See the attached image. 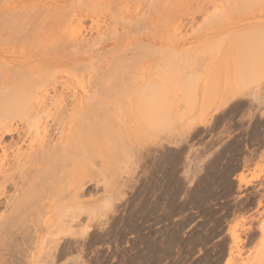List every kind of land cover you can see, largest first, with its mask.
I'll return each instance as SVG.
<instances>
[{"label": "rangeland", "instance_id": "rangeland-1", "mask_svg": "<svg viewBox=\"0 0 264 264\" xmlns=\"http://www.w3.org/2000/svg\"><path fill=\"white\" fill-rule=\"evenodd\" d=\"M149 3L0 0V25L9 32L0 26V50L10 48L12 57L26 56L28 37H40V31L25 35L33 15L42 12L36 6L45 8L38 18L67 10L68 16L61 15L71 21L66 17L58 32L80 34L89 43L82 48L88 52L80 50V58L67 65L74 71L66 69L57 84L68 104L74 92L88 103L85 118L50 122L72 133L69 148L82 144L85 151L77 157L67 149L65 160L41 163L26 185L16 189L6 182L0 188V264H264V0ZM18 6L35 7L37 15L28 9L31 18H24ZM12 7L28 18L22 20L25 30ZM106 32L134 40L127 45L128 63L115 58V41L100 45ZM7 35L25 43L12 44L16 36ZM142 42L152 48L140 47ZM46 52L45 58L74 57ZM150 62L159 70L150 71ZM156 72L164 76L160 92L127 86L139 84L137 78L153 81ZM88 74L97 77L95 88L86 84ZM95 89L103 103L92 123L88 94ZM12 137L4 141L24 147Z\"/></svg>", "mask_w": 264, "mask_h": 264}, {"label": "bare ground", "instance_id": "bare-ground-1", "mask_svg": "<svg viewBox=\"0 0 264 264\" xmlns=\"http://www.w3.org/2000/svg\"><path fill=\"white\" fill-rule=\"evenodd\" d=\"M126 1L127 0H125V2ZM147 1H149L150 3H153L154 2V0L153 1L152 0H147ZM167 1L170 3V0H167ZM167 1L166 0L165 1L163 0L162 1L161 0V2L162 3L164 2V4ZM147 3L148 2H146V4ZM150 3H149V5H151ZM166 5H167V3H166ZM188 5H190V3ZM52 6L53 5H51V7ZM153 6L156 7L157 5H155V3H154ZM18 7H12L11 8L12 12L15 13L17 11V8H18V11L21 9V10H23L25 12L23 13L20 10L21 12L18 13V11H17V13H18V15L21 14L22 16H24V18L25 17L31 18L30 17L31 14L29 16V13H27L28 9H30L31 12H35V14H36V10H35L36 8H37V13H39L38 11H42L43 12L42 9H45L43 7H42V9H40L41 7L39 8L37 6H36V8L34 7L35 9L33 7H31V6L30 7H26V8L24 6H21L22 8L20 6H18ZM162 7H163V5H162ZM54 8H56V7H54ZM189 8H190V6H189ZM194 8H195V6H194ZM68 9L70 10L71 8H68ZM30 10L28 12H30ZM114 10L115 9H113V12H114ZM46 11H49L50 12V10L47 9V8H46ZM65 11H67V10H65ZM65 11L63 10V12H65ZM150 11H152V10H150ZM1 12H3V11H1ZM42 12H40V14H38V15L36 14L37 17H34V15H33L34 13H32V15H33L32 19H31L32 21L30 20L31 22H29V24L30 23L31 24L26 28V31H25L26 34H25V32H22L23 29L21 31L22 34L24 33L26 35V37H27V34L28 33H30V34L35 33L36 34V32H39L40 31V37H38L39 36L38 35L39 33L36 34L37 37L34 34H33L34 36L31 35V36H33L35 38V40H34L33 37H31V36L28 37L30 39V41L34 40L32 42H29V39L26 40V38H25V40L28 41V43L25 44V47L22 46V44H24L25 41L23 40L24 43H22V41L18 39L21 42L22 48H25V50L27 51L26 56L24 55V56L12 57L11 56L12 55L11 53L13 52V50H11L8 47L5 48V49H3V51L0 50V59L3 61V63L0 62V65L3 66V68L0 69V150H1V153H0V188H3V186L5 185L6 182H11V184L13 186H15L14 188H16V189L19 188L20 184L21 185H26L28 183V181L30 180V178L32 176V173L38 169V166L41 163H44V162H46L48 160H51L55 156H56V158H54L55 160H57V158H62L63 160H65L67 158V155H66L67 149H70V151H72L71 153L75 154L77 157H80L84 153V151H85V147L82 144L75 145L73 147V149L71 147L69 148V145L66 142H67V138H69V136H71L72 133L71 132H66L65 133V128L64 127H62V129H60L58 127H52V124L50 122H52L53 124H57L59 122L66 123L67 121L64 122V120L69 119L70 120V123H73L76 120L85 118V115L86 114L83 112L85 114V115H83L82 111L84 110L85 106L87 107L86 104H88V103L85 104L83 102V99L80 96V94L78 96L74 92V94H72V97H71V103L68 104L67 103L68 101H67V98H66V94H65V92H63V89L57 94V91H58L57 90V84H59L58 83L59 77H61V76L64 77L66 71L69 70V69H67L68 68L67 65L70 64L73 61L78 60L80 58L79 52L82 53L81 51L84 50V49L82 50V48H84V46L86 47L87 44H89V43H87L86 40L82 39V41L84 40V42H86V44L84 43L85 44L84 45L83 42L80 39V34L79 35H76L73 32L60 33L61 30H63V28H62L63 24L65 23V21L67 23V18L70 17V16L67 17L68 16L67 13H69L68 11L65 13L67 15L66 16L67 18L66 17L64 18V16H62V15H65L63 12L59 13L60 15H58V13H53V11H52V13L54 15L51 12H50L51 14L45 12L44 13V17L38 18V17H40L42 15L41 14ZM17 13H15L16 14L15 17H18L17 16ZM22 13L23 14L26 13V14L23 15ZM8 14H10V12ZM8 14H7V16H8ZM47 14H49V15L47 16ZM142 15H140V16H142ZM22 16H20L21 19H19L21 22L24 19V18H22ZM45 16H46L47 19H48V17L51 16V18H50L51 21L53 20L52 22L53 23L55 22V23L54 24L53 23H50L51 21L49 19L47 20L45 18ZM60 16H62L63 18L60 19ZM137 16H134V17H137ZM140 16L137 17V18H140ZM1 17H0V19L2 20V18H4V17H2V18ZM20 17H18V18H20ZM74 17H75V15H74ZM146 17H147V15H146ZM36 18H37V20L39 22L36 20ZM148 18H145V19H148ZM27 19H24L23 21L25 22V20L27 21ZM16 20H18V19L16 18ZM19 20H18V22H19ZM130 20L132 21V19H130ZM130 20H129V23H131ZM139 20H140L139 22H137L136 20H135V22L138 23V24H141L143 20H141V18ZM70 21H71V19H70ZM124 21H128V19L127 20H124ZM1 23L2 22H0V24ZM3 23H2V25L5 24V23L4 24ZM111 24H113V23H111ZM145 24H142L143 25V28H144V25ZM2 25H0V26H1V28L3 27V29H4L5 26H2ZM14 25H15V27H17V31H15V32L18 33V26L16 24H14ZM22 25L24 26V30H25L26 23H25V25H24V23ZM128 25H130V24H128ZM128 25H127V27H128ZM142 25H141V27H142ZM130 26H132V25H130ZM19 28H20V26H19ZM150 28H151V26H150ZM5 29H4V33L7 32ZM59 30H60V32H58ZM152 31H154V30H152ZM57 32L59 34H61V35L60 36H59V34L57 35ZM7 33L9 34V32H7ZM108 33L109 32H106L105 33V35L107 34L106 37H105V39H102V41L99 40L100 45L101 46H104V45L109 44L110 41H112L113 43L115 41V43H118L119 44V47H118L119 49H118V52H117L115 58H117L118 62H120V63H122L123 61H124V63H128L127 61H125L126 60V56L128 54V51L130 50L127 45L129 43L134 44L132 42L134 40H132V38H130V36H128V35H119L120 37H117V36H115L116 34L113 33L114 36H115L114 37V36H112V35H110ZM6 34H5V36H6ZM98 34L101 35L103 33L101 32V33H98ZM127 34H129V33H127ZM13 35H14V33H13ZM13 35H11V36H13ZM25 35H24V37H25ZM11 36H10V38H11ZM15 36L14 37L16 38L15 39L16 41H14V42L12 41V44L15 43V42H17L16 44H19L20 42L17 40V35H15ZM56 36L57 37L59 36V37L57 38ZM102 36L104 37V35H102ZM102 36H101V38H102ZM14 37H12L11 39H13ZM55 37L57 39H55ZM8 39H6V40H8ZM145 39H147V37L145 35L144 36H141L139 38L140 41H144ZM9 41H10V39H9ZM151 41H153V40H151ZM5 42H8V41H5ZM10 42H8V43H10ZM80 42H82V43H80ZM136 43L138 44V42H136ZM142 43H143L142 44L143 46L141 44H139L140 47H142L144 49L146 47L148 49L149 48H152V44L148 47L147 46L148 44H146V46L144 45L146 42H142ZM81 44H82L83 47L81 46ZM91 44H92V41H91ZM156 44H157V42H154L153 48H156V46H155ZM94 45H95V43L93 42V47H94ZM135 46L137 47V45H134L132 47V49L133 48H136ZM174 47H176V46H174ZM91 48H92V45H91ZM157 48L156 49L159 52H161L160 51L161 48H160V50H159V46H157ZM90 49H89V52H90ZM164 49H167V48L165 47ZM45 50L46 51L50 50L51 53H55L57 51L58 52L59 51H64V52H68V53H73L74 54V57H72L71 56L72 54H70L69 57L71 56L72 58H68V59L65 60L64 58H62L60 56V53H59V55H54L52 57L45 58L44 55H47V52ZM84 51H86V50H84ZM133 51H135V50H133ZM144 51L145 50H143V53H144ZM16 52H18V51H16ZM19 52H22V50L20 49ZM34 52L36 54L41 55V58L35 60V58H36L35 57V58H33L34 59L33 60L32 57L35 55ZM86 52H88V51H86ZM98 52L99 51H96V53H98ZM103 52H104V49H103ZM105 52H106V50H105ZM145 52L147 53V50ZM130 53H132V52H130ZM155 53L158 55L157 51ZM90 54L94 55L95 52H94V54L93 53H90ZM111 54L112 53L110 52V57L113 56V55L111 56ZM147 54L149 56L150 52L147 53ZM19 55H20V53H19ZM95 55H98V54H95ZM14 56H15V54H14ZM90 57H91V55H90ZM93 58H94V56H93ZM119 59H120V61H119ZM155 60L156 59H154V62H155ZM110 61H112V60H110ZM88 62L89 63L86 62L85 64H87L89 66V64H91V63H90V61H88ZM106 62L108 63V61H106ZM154 62H152V63L159 68L160 61H159V64H158L157 61H156L157 63L155 62L156 64ZM94 63H97V62L94 61ZM94 63H93V65H94ZM152 63L150 62V65L147 64V67L154 66ZM87 65L85 67H87ZM125 65L128 66L127 64H124V65L121 64V67L122 66H125ZM157 67H155V70H156ZM41 68L44 69V70H41ZM127 68H125V69H127ZM142 68H140L141 71H144L143 69H145V68H143V69ZM88 69L91 71L90 67H87L86 68V70H88ZM125 69L123 71H126ZM149 69H150V67H149ZM70 70L74 71V68L73 69H70ZM93 70L94 69H92V71ZM95 70L97 71L96 68H95ZM147 71L148 70L145 69L144 72H147ZM150 71H151V69H150ZM110 72H111V70H110ZM158 72L160 73L161 71H158ZM90 74H93V73H90ZM97 74H98V72H97ZM97 74L94 73L93 76L95 77ZM106 74H108V73L106 72ZM143 75L145 76V74H143ZM143 75H140V76H143ZM155 75H152V76H154V78L156 77V79H154L153 81H149L148 82V80L146 79L147 80L146 82H145V80H144V82H142V80L139 81V79L137 78L136 81H138L139 84L137 82H134L133 83L132 81L131 82L133 84L129 83V85H128L127 84L128 82L126 84L130 88H133V87H134V89L137 88L136 90H139V91H142L144 89H150V90L152 89L154 91L160 92L161 91L160 88H164L163 87L164 86L163 85L164 82L162 80V78L164 76L161 77V74L159 76L157 74V72L155 73ZM91 76L92 75H89L88 74L87 79L85 78L86 81H87L86 84L88 83V86L95 88L97 86V83H96L97 81H94V80L97 77L94 78L93 76L92 77ZM92 78H94V80ZM127 79L129 80V77ZM128 80H126V81H128ZM98 82L101 83L100 80ZM60 84H63L64 85V84H66V81L65 80L63 82L61 81ZM113 84L111 85L112 87H113ZM120 84H118V85L122 86V83H120ZM114 85H115V87H118L117 84H114ZM127 86H126V88H128ZM123 87H125V86H123ZM36 88L39 89V91L36 92V93H33L34 91H36ZM98 88H99L98 89V91H99L100 90V87L98 86ZM130 88H128V89H130ZM31 89H33V90H31ZM29 90H31V92L33 91L32 94H31V92ZM50 91L53 92V95L52 96H49V94H50L49 92ZM92 91H91L92 93L90 92V94H88V95H91V96H89V100H91V101H89V103H90L89 104L90 105L89 107L91 108L90 110H92L91 111L92 112V115H90L91 116L90 117V120H92V123H96L97 120H98V118H97V114H96L95 110L98 109V106L100 104H102L103 102H101L102 100H101V98H99V96L97 94L98 93L97 90L95 89V90H92ZM22 92H26V93L23 94ZM85 98H87V97H85ZM114 100H115V98H114ZM1 101H3V102H1ZM110 102H113V101H110ZM142 102H143V100H142ZM80 112L82 113V116H84V117H80L81 116V113ZM98 116H99V114H98ZM86 117L89 119V116H86ZM15 134L17 135V138H19L21 140V142L25 143L24 147L23 146H16V147L13 148L12 146L15 145L16 142H11V144H9L10 142L9 143H6L4 141L5 135H7L9 137L10 136L12 137V135H15ZM10 148H11V150L9 151ZM55 153H57V154H55ZM52 164L54 165V161H52L51 163L47 164L46 165V168H51L52 169V166H53Z\"/></svg>", "mask_w": 264, "mask_h": 264}]
</instances>
